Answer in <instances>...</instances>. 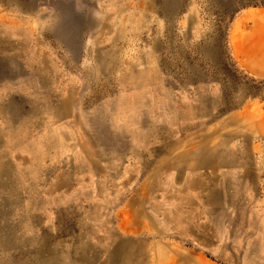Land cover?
<instances>
[{
  "label": "rangeland",
  "instance_id": "obj_1",
  "mask_svg": "<svg viewBox=\"0 0 264 264\" xmlns=\"http://www.w3.org/2000/svg\"><path fill=\"white\" fill-rule=\"evenodd\" d=\"M162 262L264 264V0H0V264Z\"/></svg>",
  "mask_w": 264,
  "mask_h": 264
},
{
  "label": "crops",
  "instance_id": "obj_2",
  "mask_svg": "<svg viewBox=\"0 0 264 264\" xmlns=\"http://www.w3.org/2000/svg\"><path fill=\"white\" fill-rule=\"evenodd\" d=\"M148 0H139V2L140 3H145V2H147ZM150 83H152V81L150 82ZM158 83V85L157 86H159L160 88V91H159V93H162L163 91H165V87H163L162 85H160V84H162L161 83V81H159V82H157ZM154 88V87H153ZM162 89V90H161ZM151 91V90H150ZM164 93V92H163ZM160 106H161V104H160ZM164 106L162 105V108H163ZM165 108V107H164ZM206 177H208V176H206ZM209 178V177H208ZM209 179H211V177L209 178ZM214 182H215V178L213 179V181H212V183L214 184ZM207 185H209V184H207ZM213 192H214V190H213ZM213 192H210V194L208 195V196H210V195H212L213 194ZM200 209H209V207H207V206H203V207H200Z\"/></svg>",
  "mask_w": 264,
  "mask_h": 264
},
{
  "label": "bare ground",
  "instance_id": "obj_3",
  "mask_svg": "<svg viewBox=\"0 0 264 264\" xmlns=\"http://www.w3.org/2000/svg\"><path fill=\"white\" fill-rule=\"evenodd\" d=\"M203 161V159H198L197 160V163L199 164L200 162H202ZM207 163V160L205 159V161L204 162H202V164H206ZM146 191V190H145ZM143 193V192H142ZM144 195V194H143ZM145 201V200H144ZM144 203V202H143ZM142 205V204H141ZM178 209H180V208H178ZM137 210V209H136ZM181 210V209H180ZM178 211V210H177ZM141 213H143V210H142V212ZM126 223V222H125ZM192 228V227H191ZM194 228V227H193ZM199 231V230H198ZM197 231V232H198ZM224 243V242H223ZM160 245V244H159ZM164 262H162V263H160V264H163ZM165 264H167V263H165Z\"/></svg>",
  "mask_w": 264,
  "mask_h": 264
}]
</instances>
